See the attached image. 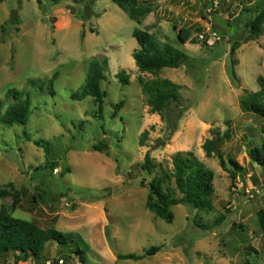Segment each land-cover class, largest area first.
Masks as SVG:
<instances>
[{"label": "rangeland", "instance_id": "374dc122", "mask_svg": "<svg viewBox=\"0 0 264 264\" xmlns=\"http://www.w3.org/2000/svg\"><path fill=\"white\" fill-rule=\"evenodd\" d=\"M41 1L0 4V101L17 89L32 102L27 126L0 125V208L42 229L82 238L88 259L81 263L72 255L62 262L69 249L49 243L39 259L18 264H264L258 222L264 169L250 157L264 140V118L244 111L241 103L245 91L264 89V28L252 38L245 28L262 0H138L152 9L141 24L111 0ZM135 28L184 51L187 62L179 69L140 72L133 58L139 48ZM181 28L192 30L186 43L177 39ZM235 41L241 46L232 54ZM103 57L110 69L102 82L107 92L102 118H97L92 97L75 101L71 95L83 88L90 63ZM121 71L129 84L117 78ZM55 74L51 96L47 86ZM140 79L180 86L187 111L175 132L160 114L151 113ZM121 101L125 104L113 117ZM258 106L264 111V92ZM227 130L231 138L221 146L227 168L232 169L229 159L243 168L235 179L219 158H207L203 150L214 133ZM144 131L149 137L141 146ZM148 151L169 170L179 152L192 153L212 170L213 209L174 206L169 224L149 212L148 187L140 185L151 179L141 169ZM49 161L57 162L55 169L44 168ZM152 246L163 248L138 261L118 259L143 255ZM0 264H15L14 255L8 253Z\"/></svg>", "mask_w": 264, "mask_h": 264}, {"label": "trees", "instance_id": "16d2710c", "mask_svg": "<svg viewBox=\"0 0 264 264\" xmlns=\"http://www.w3.org/2000/svg\"><path fill=\"white\" fill-rule=\"evenodd\" d=\"M5 1L7 0H0V4ZM59 1L53 0L55 4H58ZM91 1L96 2L97 0ZM111 1L138 24H141L143 19L152 12L150 6L140 5L138 0ZM37 2L38 4L42 3L41 0H37ZM243 10L247 9L243 8ZM246 12L250 13L248 10ZM245 28L250 30L249 37L251 38L262 35L264 0L258 2L255 18L251 22L246 18ZM192 34L191 29L181 28L177 34V39L182 43H186L190 40ZM132 36L139 45V48L133 52V58L138 70L142 73H158L165 68L179 69L189 58L184 51L170 43L161 42L154 33L147 29L135 28ZM240 46V42L235 41L231 49L232 54ZM109 69L110 63L107 57L94 59L90 63L83 88L71 95V98L75 101L92 97L98 106V111L95 114L97 118H102L103 114L107 92L103 90L102 82L106 79V73ZM233 77H236L234 72ZM56 78L57 74L48 81L47 90L51 96L55 95L54 81ZM117 78L123 85L129 84V76L125 71L119 72ZM140 83L143 93L147 95L151 113L160 114L171 132H175L178 129L179 121L187 111L183 106L180 86L167 79L151 81L140 79ZM41 90H43V87ZM263 92L264 89L256 93L245 91L241 97L242 109L254 112L264 118V111L258 106ZM6 101H9V103L6 104ZM6 101H0V125L8 127L15 125L27 126L32 114L30 96L17 89H10L7 92ZM124 104V101H121L115 105L113 117L117 116ZM148 137L149 132L144 131L139 141L141 146H145ZM230 138V130H227L224 134L214 133L211 139L205 141L203 150L207 158H219L221 168L226 172H230L232 179H235L237 173L242 171L243 168L233 159H229L232 169L227 168L221 152L223 142ZM42 143V140L35 141L38 146H41ZM162 146H164L163 143L158 145L157 148ZM95 149L101 150L98 147H95ZM250 157L253 163L264 169V140L260 146L250 151ZM56 166V161H49L44 168L53 170ZM172 166L173 169L169 170L163 164L156 163L151 157L150 151L146 153L141 169L151 179L148 182L142 179L140 185L148 187L146 208L149 212L169 224L174 220L172 210L174 206L185 205L198 211H211L213 209L212 198L214 194V173L212 170L189 152L177 153L172 159ZM222 219H219L217 223ZM258 222L260 228L264 231V210L258 212ZM195 224L204 230L210 229L209 226L202 225L197 220H195ZM49 243H57L69 249L70 253L61 259L62 262L67 261L72 255L77 256L81 263H86L88 259V246L82 238H76L73 233H64L54 228L42 229L34 222L13 217L6 209L0 208V263L8 253L14 255L15 264L29 259H39ZM162 248L163 246H152L146 249L143 255L135 253L120 254L118 259L138 261L156 255Z\"/></svg>", "mask_w": 264, "mask_h": 264}, {"label": "built area", "instance_id": "2783aa9c", "mask_svg": "<svg viewBox=\"0 0 264 264\" xmlns=\"http://www.w3.org/2000/svg\"><path fill=\"white\" fill-rule=\"evenodd\" d=\"M57 171V170H56Z\"/></svg>", "mask_w": 264, "mask_h": 264}]
</instances>
